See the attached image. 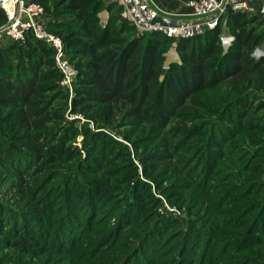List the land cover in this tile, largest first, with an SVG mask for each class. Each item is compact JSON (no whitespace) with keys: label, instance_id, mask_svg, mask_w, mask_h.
<instances>
[{"label":"trees","instance_id":"16d2710c","mask_svg":"<svg viewBox=\"0 0 264 264\" xmlns=\"http://www.w3.org/2000/svg\"><path fill=\"white\" fill-rule=\"evenodd\" d=\"M38 1L45 6L43 0ZM249 15H256V20L264 18L261 13L249 14L230 9L215 29L192 38L175 40L182 51V61L171 63L168 70L163 67L164 53L174 40L159 32H145L140 36L130 35L116 40L110 39L106 33L101 35L92 31L86 37L90 39L84 42L86 52L73 48V51L66 50L68 59L79 68L75 82L78 97L72 108L84 114L94 126L115 127L122 121L133 119L132 126L145 128L151 124L169 128L167 138L159 145L164 148L160 150L161 156L168 161L177 156L174 169L177 168L175 171L179 175L174 177L178 182L171 183V188L168 185L163 193L177 190L178 194L171 198L181 195V203L197 209L199 215L197 220L183 224L180 236L178 233L175 237L181 264H264V58L257 61L252 56L253 49L264 42V35L257 36L254 30L246 31L241 27L245 19H250ZM2 18L5 24L7 15L0 7V21ZM223 20L227 26L240 24L239 33L227 51L221 43ZM73 25L76 23L49 22L47 27L59 35L51 30H65ZM90 27L92 25L88 23L82 29ZM97 35H100L98 41L95 40ZM75 36V31H69L65 37L67 45L81 43ZM6 40L11 43L7 45ZM78 57H88L92 62L74 61ZM162 74L166 75L164 80H160ZM63 78L55 50L32 32L24 41L4 40L0 52V165L9 176L17 177L31 171L30 181L21 179V182L34 185L29 204L34 203L35 196L42 191V184L54 179L55 175L61 176L65 183L70 178L77 181L76 173L66 172L56 164L66 161L67 143L72 141L74 146L78 135H84V146L89 141L90 127L77 125L78 120L71 121L57 112L54 115L52 106H49L55 97L50 91L54 88L61 91ZM76 85L81 87L77 89ZM202 92L204 94L200 96ZM56 118L63 119L65 126L59 128ZM182 132L180 139L178 136ZM114 139L108 137L96 147L97 153L102 154L105 160L108 159L105 154L110 152L106 148L115 146L119 150L118 146H122ZM97 141H90L92 147ZM170 146L173 149H169ZM90 148L88 146L87 150H92ZM181 150L184 155L179 157ZM77 152L74 158L79 155L83 161H99L101 158L98 155L91 157L85 151L87 156L83 159V154ZM129 156L127 160L131 159ZM152 157L153 154H148L141 160H152ZM77 168L79 170L80 166ZM117 182L115 180L114 184ZM144 182L137 175L129 190L122 191L117 197L120 202L116 204L122 206L116 208L118 214L126 204H135V198L147 194ZM141 185H145L143 189ZM114 208L113 205L109 210L111 214L115 213ZM67 210L70 212L64 215V220L68 228L70 220L77 221L73 210L78 209L68 207ZM10 212L22 215L12 209ZM31 213L34 220L37 218L42 222L52 223L55 218L48 219L47 209L40 214L32 210ZM124 213L118 216L120 223L129 217L127 212ZM6 214L0 210V230L8 226L3 222L5 218L1 219ZM211 215L221 216L218 224H223L226 230L221 231L220 227L214 226V216L208 223L206 219ZM134 220L126 231L133 226ZM15 221L19 227L22 226L20 219ZM178 221L173 216L161 215L157 222L148 224L136 241L138 245L119 264H134L135 261V264H155L166 240L171 245L168 238L172 235L171 230L179 227ZM80 222L85 238L92 221L81 218ZM40 228H45L40 222L34 228L28 226L15 240L14 246L19 244L23 251L30 252V246L41 243L34 239L40 237L44 241L46 234L41 236L38 232L32 236L30 245L24 242V238L33 235L31 230ZM62 230L56 231L55 228L49 231L50 236L57 238L55 250H59ZM158 235L160 238L163 236L161 243ZM65 238L63 236V242ZM67 240L72 241L67 242L68 249L75 248L80 242L79 239ZM44 245L51 247L49 243ZM146 249L150 250L144 251Z\"/></svg>","mask_w":264,"mask_h":264},{"label":"rangeland","instance_id":"374dc122","mask_svg":"<svg viewBox=\"0 0 264 264\" xmlns=\"http://www.w3.org/2000/svg\"><path fill=\"white\" fill-rule=\"evenodd\" d=\"M43 1L47 13L51 18L49 22H52V24L76 23V25H73L68 29L66 28L65 30H51L59 34L60 36H58L62 38L64 44L66 43L65 52L66 50L73 51L71 48L80 49L86 52L87 47H83L85 45L84 42L90 39L89 37H86L92 31H97V33H100L101 35L106 33L110 39L116 40L123 37H129L130 35L140 36L144 34L136 27L133 28L128 22V19L124 17V12L120 7L119 1ZM158 2L163 8L178 13L174 8H171V4H174L175 0H158ZM187 2L188 0H181L183 6H187ZM77 6H80V8H77ZM249 16L250 19H245L241 23V27L245 28L246 31L254 30V33L257 36L264 35V18L256 20V15ZM3 22L4 19L2 18L0 26L4 24ZM88 23L92 25V27L88 30H83L82 26L85 24L88 25ZM226 24V20H223V34H232L235 37V35L239 33L240 24L236 26L230 24L227 26ZM71 30H73V32L75 31V37L81 41L80 44L72 45L69 43V45H67L65 37ZM121 31H124V33H120ZM99 39L100 35H97L95 40L98 41ZM173 40L174 43L170 42L168 50L164 53L165 62L163 67L167 70L171 63H179L182 61V51L178 49V45L175 43L176 39L173 38ZM5 42H7V45L11 43L9 40H6ZM221 43L223 46L222 48L227 51L230 44H225L222 41ZM256 48L264 49V42H260L253 49L252 56L254 58ZM80 57L74 59V61H83L84 63L92 62L88 57ZM67 60L69 61L70 66L73 69L75 68V74L73 76L72 74H69L66 79L64 76L61 83L64 86V90L61 89V91L65 92H61L58 89L55 90V88L50 91V93H54L55 97L52 104L49 106H52L51 109L54 115L55 112H57V114H60L62 117L71 121L78 120L77 125H87L91 129L90 134L87 136L89 141L85 143L86 149L83 145L84 135L80 134L78 135L74 146L72 141L67 143L68 152L65 158L66 161L56 164L59 165L60 169H65L64 171L66 172L72 171L76 173L78 176L77 181L70 178L65 183L63 180L61 181V176L55 175L53 176L54 179L42 184L44 186L42 191L35 196L36 200L34 203L29 204L28 202L31 201L30 195L33 192L34 185L21 182V179L25 178L26 181H30L29 176L32 175L31 171H25L24 175H18L17 177L9 176L5 171L6 169L3 170L2 165H0V180L2 183L0 184V210L7 213L6 217L2 215L1 219L5 218L3 222L8 223V226H4V228L0 230V264H119V261H123L126 256L132 252L133 248L138 245L136 244V241L143 235L146 226L151 224V222H157L161 215H167L168 217L173 216L178 219L179 221L177 224L179 227L171 230L172 235L168 238L171 245H168L166 240L155 264H181V258L178 256V252L175 248V243L177 241L175 237L178 235L179 231L181 233L183 224L190 220H197L199 215L197 209L188 208V206L181 203V195L175 198L173 197V199L171 198L173 195L176 196V194H178L177 190L168 191L170 194L163 193V189L168 187V185L169 188H171L173 185L171 183L176 184L178 182L174 177H178L179 175V173H176L175 171L177 168L174 169L176 165L175 163L177 162V156L174 159H171V161H168V159L165 160V157L162 159L161 156L162 152L160 150L164 148H161L159 145L164 143L163 141L167 138L166 133L169 128H158V126L151 124H147L150 126H144L145 128L132 126L133 119L122 121L120 125L115 127L101 128L94 126V123L85 118L84 114H81L78 110L72 108V106L74 107V100L78 97V90H75V82L77 81L79 68L75 63L71 62L68 57ZM255 60L257 59L255 58ZM165 78L166 75L164 74L160 76V80H164ZM76 87L78 86L76 85ZM79 87L81 86L79 85ZM79 87L77 89H79ZM66 93H69V96ZM206 93L211 94L213 92ZM203 94V92L200 93V96H203ZM50 96L47 97L50 98ZM262 113H264V110H262ZM55 121L60 123L59 128L65 126L63 124V119L61 121L56 118ZM182 134L183 132L180 133L178 138L181 139ZM201 136L202 135H200V137ZM108 137L110 140L115 138L118 142L122 143V146H118L119 150H116L117 147L115 148V146L105 149L110 151L105 154L108 155V159H110L109 161H107L108 159L105 160V157H102V154H98L96 150L99 142L106 141ZM93 139H98L99 141H97L92 147V142L90 141ZM88 146L91 147L90 149L92 150H87ZM169 149L173 148L170 146ZM95 150L96 152H93ZM85 151L89 153L91 157L98 155L101 157L100 160L83 161L79 155L74 158V155L77 152L80 155L83 154L82 157L85 159L87 156ZM163 152L165 153V150H163ZM183 153L184 152L181 150L178 153V156L182 157L184 155ZM148 154H153L152 160H141V158L144 159L145 155ZM128 156L131 158L130 160H127L126 157ZM77 165L80 166L79 170ZM137 175H139L140 180H144V183L147 184V194H142L139 196L140 198H135V204H126L123 207L122 213H120L121 216L125 214L124 212H127V215L130 218L128 217L126 221L120 223L118 221V216H120V214L117 213V209H120L122 206L116 204L120 202L119 199H116L121 195L122 191L129 190ZM39 177L40 176L37 177L38 181L41 180ZM169 177L170 179L172 178V180H167ZM182 178L183 177L180 176V180H182ZM115 180L118 181L117 184H114ZM112 185H114V187H110ZM144 186L141 185V189H143ZM96 189L98 191H96ZM113 205L115 206L114 210L116 211L114 214H111L109 210ZM2 206L5 208H2ZM68 207L77 208L78 210H73L74 217L77 221L70 220L67 228V223L64 219L67 212H70L67 210ZM11 209L14 212L22 213V215L18 216L17 214H11ZM44 209H47L49 215L48 219L52 220L55 216L52 223L48 221L42 222L37 218L34 220L31 210L40 214ZM212 216L215 217L212 219L214 226L220 227L221 231L224 229L226 230V228L223 227V224H218L222 220L221 216L211 215L206 221L210 223V218ZM16 218L22 221V226L19 227V225L16 224ZM81 218H85L87 221H92L87 230L89 232L86 234L85 238H83L84 234L82 235L84 228L81 225L82 221L80 222ZM122 219L123 218H121L120 221H122ZM133 220L134 222L131 224L133 226L126 231L127 227ZM60 221L63 222L60 223ZM37 222H40L45 228L43 230H41V228L31 230L30 232H32L33 235L25 237L24 242L30 245L32 243L30 241L33 238L32 236H36L38 232H41V236L46 234V236H44L45 240L43 241L40 237L34 239L41 243L40 245L30 246V252L23 251L19 244L14 246L16 242L15 240H17L18 236L23 234L28 226L34 228ZM72 223H75L76 225L74 226ZM212 223L211 225H213ZM115 227L116 229L114 232H109ZM161 227L162 225H160L159 229ZM15 228L17 229L15 230ZM55 228L56 231L60 228L63 229V236L67 237L65 238V242H63V236L61 238L57 236L60 241L58 244V249L60 251L55 250L54 242H56L57 238H54V236H50L49 234V231ZM159 236L160 235H158L157 239L160 238ZM115 237L116 239H114ZM67 239H79V245L75 246V248L68 249L69 245L67 242L72 243V241ZM162 240L163 236L160 238V243ZM44 243H49L51 247H46ZM60 244L62 245L60 246ZM64 250L71 252H65ZM149 250L150 249H146L144 251ZM170 253L172 254L169 255ZM135 263L136 261L134 264ZM190 263L191 262L188 264ZM234 263L237 264L236 262Z\"/></svg>","mask_w":264,"mask_h":264},{"label":"built area","instance_id":"2783aa9c","mask_svg":"<svg viewBox=\"0 0 264 264\" xmlns=\"http://www.w3.org/2000/svg\"><path fill=\"white\" fill-rule=\"evenodd\" d=\"M127 18L140 32H159L177 39L192 38L215 29L222 17L232 9L249 14L264 15V0H188V13L178 14L163 8L158 0H118ZM7 22L0 26V52L5 39L24 41L29 32L48 43L54 50L58 66L65 79L75 74L66 57L61 37L50 32L45 6L38 0H0ZM233 35H222L221 41L232 44ZM257 60L264 57V49L256 48ZM69 70V71H67ZM64 79V80H65ZM64 83V81H63Z\"/></svg>","mask_w":264,"mask_h":264},{"label":"crops","instance_id":"0c3cea01","mask_svg":"<svg viewBox=\"0 0 264 264\" xmlns=\"http://www.w3.org/2000/svg\"><path fill=\"white\" fill-rule=\"evenodd\" d=\"M29 1H33V0H29ZM171 5H172L171 8H174V10L178 12V14H184L189 12V8L181 4V0H175L174 4ZM223 35H232V34H223Z\"/></svg>","mask_w":264,"mask_h":264}]
</instances>
